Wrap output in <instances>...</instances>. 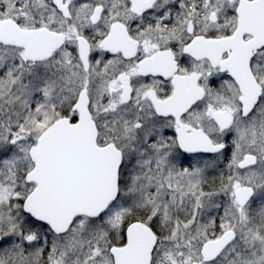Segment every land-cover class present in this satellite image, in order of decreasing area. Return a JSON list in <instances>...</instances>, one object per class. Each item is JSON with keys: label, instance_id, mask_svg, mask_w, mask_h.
<instances>
[{"label": "snow or ice", "instance_id": "snow-or-ice-1", "mask_svg": "<svg viewBox=\"0 0 264 264\" xmlns=\"http://www.w3.org/2000/svg\"><path fill=\"white\" fill-rule=\"evenodd\" d=\"M0 264H264V0H0Z\"/></svg>", "mask_w": 264, "mask_h": 264}]
</instances>
